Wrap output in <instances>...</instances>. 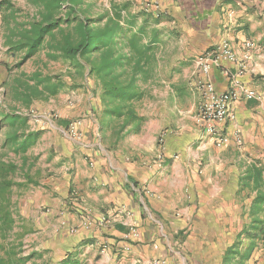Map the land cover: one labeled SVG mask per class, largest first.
I'll use <instances>...</instances> for the list:
<instances>
[{"label": "crops", "instance_id": "obj_1", "mask_svg": "<svg viewBox=\"0 0 264 264\" xmlns=\"http://www.w3.org/2000/svg\"><path fill=\"white\" fill-rule=\"evenodd\" d=\"M159 1L157 13L173 20L165 18L171 30L162 22L159 66L145 84L153 83L157 93L156 119L140 113V131L118 142L86 122L80 139L67 133L56 138L55 145L64 146L54 148L55 172L39 182V198L30 194L31 204L50 207L39 219L61 227L57 234L68 245L58 261L82 249L86 264H225L248 220L253 196L240 193V178L252 164L264 167V0ZM246 39L255 49L241 81L258 97L232 103L234 117L221 126L232 138L218 146L196 122L197 57L223 40L242 55ZM225 65L236 71L234 63ZM212 80L220 91L233 88L218 67ZM161 83L165 95L158 94ZM260 256L257 264L264 261V246L245 264ZM230 257V264H239L237 254Z\"/></svg>", "mask_w": 264, "mask_h": 264}, {"label": "trees", "instance_id": "obj_2", "mask_svg": "<svg viewBox=\"0 0 264 264\" xmlns=\"http://www.w3.org/2000/svg\"><path fill=\"white\" fill-rule=\"evenodd\" d=\"M87 0H32L37 12L26 23H16L10 30V52L23 53L22 61L48 49L53 60L63 59L72 66L68 71L73 86L78 78L94 79L93 93L99 91L100 106L95 114L101 130L118 142L125 135L138 133L144 124L136 104L147 95L145 84L156 75L162 42L163 12L156 13L135 1L117 2L103 12L94 13ZM0 2V13L12 3ZM19 10L11 9V16ZM24 63V62H23ZM22 64L19 63L18 66ZM61 76L34 72L27 79H17L13 97L29 107L34 99L56 96L67 84ZM10 108V107H9ZM1 113V112H0ZM29 116L16 107L0 117V132L5 130L0 158V264H86L84 251L68 252L59 261H47L38 250L24 242L25 232L18 231L19 220L15 189L22 192L39 182L31 174L35 158L28 153L37 145L42 131L34 130ZM68 127L71 122L60 119ZM240 193L253 196L248 220L241 229L236 245L228 251L245 264L254 250L264 246V167L252 164L240 178Z\"/></svg>", "mask_w": 264, "mask_h": 264}, {"label": "rangeland", "instance_id": "obj_3", "mask_svg": "<svg viewBox=\"0 0 264 264\" xmlns=\"http://www.w3.org/2000/svg\"><path fill=\"white\" fill-rule=\"evenodd\" d=\"M117 2L125 0H115ZM137 3L138 6H146L147 3H152L149 10H157L155 7L156 2L160 4L159 0H132ZM4 4V8L7 6V2L12 3L13 9L19 11L11 16V9H4L0 13V117L4 111H8L12 107H16L19 112L25 113L29 116V124L34 130H41L43 133L37 145L34 146L28 153L31 158H35V166L31 170V174L38 182H44L51 172H55L54 163L52 159L54 157V148L64 146L55 145L61 137H65V133H68V127L60 124V119H66L68 122L82 119L83 122L92 124L93 131L97 132L99 125V117L95 114L96 110L100 106L99 91L94 94L93 88L95 87L94 79L82 80L78 78V86L71 84V79L68 76V71L72 70V66L65 62L63 59L53 60L47 56L48 49H42L36 56L22 61L23 53L10 52L7 45L8 36H10V30L16 28V23L23 24L29 21V16L34 15L37 12L36 7L32 4V0H0ZM88 3H92L93 12H103L110 6V0H87ZM154 4V5H153ZM160 7V5H159ZM172 17V16H171ZM169 14H165L164 18H171ZM12 19L16 22H13ZM173 20V17H172ZM171 20V21H172ZM165 22H168L166 24ZM163 28L171 30L172 24L169 25V20H165ZM175 41L171 40L170 46H174ZM22 64L18 66L19 63ZM24 62V63H23ZM165 71V69H164ZM34 72H40L43 75H56L61 76L65 80L67 85L56 95L44 99H34L29 107L23 105L22 102L16 100L13 97V87L17 84V79H27L28 76ZM166 76L163 72L162 78ZM166 81V80H165ZM153 84V83H152ZM152 84L144 85L147 90L146 97L136 104L139 113L151 116L156 119V109L160 107L156 104V92ZM94 87H93V86ZM164 83H161V88L158 94L162 92L166 94ZM10 107V108H9ZM149 123V122H148ZM166 129V128H164ZM97 130V131H96ZM5 130L0 132V158L5 153L1 148L3 142ZM58 136V137H56ZM57 142V143H58ZM59 170H56L58 172ZM69 173V172H68ZM38 185H31L26 191L15 189L14 199L17 201L18 211L16 216L19 220L18 231H24V242L26 247L30 250L35 249L41 252L43 259L47 261H58V259L64 255L65 247L68 245L64 243L57 232L61 229L55 226L54 220L47 221L46 224L41 218L47 216L49 213V206L45 204L34 205L31 204L30 194L35 193L34 196L39 198ZM71 196H69V201ZM36 206V207H32ZM34 210V212H33ZM37 210V211H36ZM29 215V216H28ZM58 217V216H57ZM57 219V218H56ZM58 228V229H57ZM260 256L256 264L259 262ZM262 260V258H261ZM248 264V263H247ZM260 264H264V261H260Z\"/></svg>", "mask_w": 264, "mask_h": 264}, {"label": "built area", "instance_id": "obj_4", "mask_svg": "<svg viewBox=\"0 0 264 264\" xmlns=\"http://www.w3.org/2000/svg\"><path fill=\"white\" fill-rule=\"evenodd\" d=\"M152 3L145 4L149 9ZM154 5V4H153ZM160 4L155 7L158 8ZM157 13V10L155 11ZM241 53L234 51L228 40H223L213 51H205L197 57V65L199 68V77L197 78V86L201 93V101L196 114V122L202 126L205 132L215 138V143L218 146H224L231 141V136L224 134L221 131V126L234 116L231 112V105L241 97L247 100L258 97L256 90L242 85L241 78L248 68V60L255 49V43L252 40L246 39L241 43ZM226 62H231L236 65V71L232 73L225 65ZM220 68L223 75L231 79L233 88L225 91L217 89L212 74L215 68ZM83 124L82 119L74 120L69 124L68 135L73 139H80L82 132L80 128ZM233 139L236 142H242V136L239 132L233 134ZM160 143H164V135L160 136ZM84 211V224H90L91 216Z\"/></svg>", "mask_w": 264, "mask_h": 264}]
</instances>
